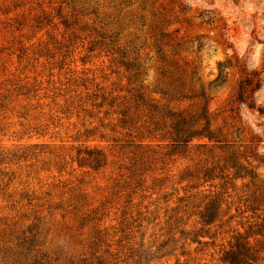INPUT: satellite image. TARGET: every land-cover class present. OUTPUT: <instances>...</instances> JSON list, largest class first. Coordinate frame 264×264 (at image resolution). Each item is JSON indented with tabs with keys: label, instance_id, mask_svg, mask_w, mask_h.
Returning <instances> with one entry per match:
<instances>
[{
	"label": "rangeland",
	"instance_id": "rangeland-1",
	"mask_svg": "<svg viewBox=\"0 0 264 264\" xmlns=\"http://www.w3.org/2000/svg\"><path fill=\"white\" fill-rule=\"evenodd\" d=\"M257 108L264 0H0V264H264Z\"/></svg>",
	"mask_w": 264,
	"mask_h": 264
},
{
	"label": "trees",
	"instance_id": "trees-1",
	"mask_svg": "<svg viewBox=\"0 0 264 264\" xmlns=\"http://www.w3.org/2000/svg\"><path fill=\"white\" fill-rule=\"evenodd\" d=\"M218 68H219L218 75L215 77V79H213L212 81L209 82L210 86L219 85L220 81L222 80V78H221L222 71L226 68V66L224 65L223 62H219L218 63ZM251 83H252V79L251 78H249V77L245 78L244 85L242 84V86H240V88L238 90L237 101L243 102L242 94H243V90L245 88V85L246 86L250 85V87H249L250 91L255 90L256 88L260 87V83H259L258 79L255 80L254 84H251ZM202 95H203V98H204V100L206 102L207 98H208V95L206 94V91H202ZM247 107L253 108L252 104H247ZM257 111L259 113L264 114V111H263L262 108H257ZM204 131H206V133H207L206 135L209 138L213 137V134L210 131H208L207 128H205ZM245 157H246V159H251L253 156L249 155V154H246ZM259 161L261 163H264V160H260V158H259ZM234 165H236V168H237L236 173L240 175V173H241V171L243 169L242 165L241 164H235V162H234ZM249 172H252V171L250 170ZM248 256H249V253L247 251V248L245 247V245L241 241H238L235 244V249L234 250L226 252V254L224 256V259L226 261H228L229 264H248V263H246V258Z\"/></svg>",
	"mask_w": 264,
	"mask_h": 264
}]
</instances>
